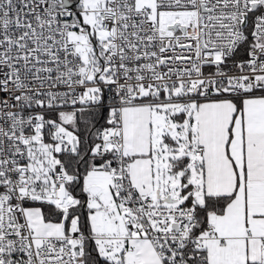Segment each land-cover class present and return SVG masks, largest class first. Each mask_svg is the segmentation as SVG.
<instances>
[{
    "label": "snow or ice",
    "instance_id": "obj_1",
    "mask_svg": "<svg viewBox=\"0 0 264 264\" xmlns=\"http://www.w3.org/2000/svg\"><path fill=\"white\" fill-rule=\"evenodd\" d=\"M0 264H264V0H0Z\"/></svg>",
    "mask_w": 264,
    "mask_h": 264
}]
</instances>
